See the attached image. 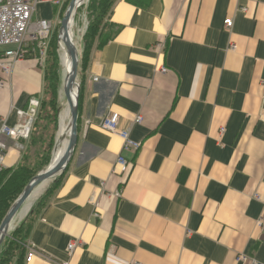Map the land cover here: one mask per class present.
Masks as SVG:
<instances>
[{
  "label": "crops",
  "instance_id": "0c3cea01",
  "mask_svg": "<svg viewBox=\"0 0 264 264\" xmlns=\"http://www.w3.org/2000/svg\"><path fill=\"white\" fill-rule=\"evenodd\" d=\"M63 3L32 19L53 23ZM108 22L80 74L77 144L20 264H264V0H115ZM45 58L0 69V126L42 99ZM110 111L140 143L123 174L121 137L98 126ZM1 140L12 168L20 148Z\"/></svg>",
  "mask_w": 264,
  "mask_h": 264
},
{
  "label": "built area",
  "instance_id": "2783aa9c",
  "mask_svg": "<svg viewBox=\"0 0 264 264\" xmlns=\"http://www.w3.org/2000/svg\"><path fill=\"white\" fill-rule=\"evenodd\" d=\"M44 1L46 0H0V46H15L0 53V69L3 76H7L10 73L16 61L26 56L38 52L41 61L46 57L48 40L52 33V23L49 19H32L36 6ZM224 24L228 29L232 26L233 21L231 18H226ZM159 46L163 47L162 44H159ZM165 71L166 68L161 69V72ZM4 84L5 78L2 77L0 78V87ZM38 104L39 102L36 98H31L27 109L17 110L19 122L16 126L10 127L5 121L2 122L0 126V172L6 168L4 162L5 145L1 137L7 136L13 139L16 147L20 148L18 141L28 137L31 119ZM119 118V113L110 111L100 119L98 126L104 131L116 132L121 137L123 143L121 152L116 158L115 171L123 174L128 170L130 164L129 159L123 153H134L139 149L140 143L130 138L129 131L118 128ZM141 119V115L138 114L135 116L134 122L138 123ZM114 194L119 195V192L117 191ZM259 225L264 227V216L260 219ZM75 244V242L68 244L69 253ZM239 260L245 261L247 257L239 255Z\"/></svg>",
  "mask_w": 264,
  "mask_h": 264
},
{
  "label": "trees",
  "instance_id": "16d2710c",
  "mask_svg": "<svg viewBox=\"0 0 264 264\" xmlns=\"http://www.w3.org/2000/svg\"><path fill=\"white\" fill-rule=\"evenodd\" d=\"M134 2L144 3L147 0H131ZM115 0H89L87 5V20L88 26L85 32V45L82 53L79 56L78 63V77L85 66L86 52L91 47L93 40L97 37L98 41H106L105 36H109L108 17ZM67 1L63 3L61 14L67 7ZM60 14V15H61ZM105 26V27H104ZM107 32V33H106ZM104 38V39H103ZM60 55L59 45L56 41L54 30L48 40V46L45 58V87L44 92L47 90L49 94V104L53 105V102L57 98V92L60 89L61 78H60ZM80 89V83H79ZM80 92L78 94V108H79ZM55 106L56 103H55ZM52 110L57 111V107H52ZM55 116V115H54ZM46 117L50 119L53 117V113H46ZM56 119V117H55ZM78 123V119H77ZM31 144L34 143L35 137L31 138ZM30 144V143H29ZM27 145V149L30 145ZM49 146H53V139L50 141ZM49 148V147H48ZM47 148V149H48ZM46 149V150H47ZM49 154L46 152V159L44 162L39 159L35 163H29V155L26 153L20 154V159L17 164L12 168H6L0 172V223L7 213L8 209L14 203V201L22 193L28 182L45 166L49 165ZM62 173L54 177L53 181L49 185L48 189L41 195V197L34 203L25 218L15 226V228L4 237L0 244V264H11L15 258L16 264H20L21 259L24 255V245L26 244L28 232L31 227L33 220V213L46 205L49 196L55 189L57 183L60 180Z\"/></svg>",
  "mask_w": 264,
  "mask_h": 264
},
{
  "label": "rangeland",
  "instance_id": "374dc122",
  "mask_svg": "<svg viewBox=\"0 0 264 264\" xmlns=\"http://www.w3.org/2000/svg\"><path fill=\"white\" fill-rule=\"evenodd\" d=\"M66 1L69 2V0H64V2H66ZM88 2H89V0H87L83 4L81 3L77 7L75 17H74V27H73V30L75 32L74 41H75V45H76V48L78 50L79 56L82 53L83 47L86 43L84 35H85V32L87 30V26H88V20H87ZM67 5H68V3H67ZM64 11L62 12V14L60 13L61 15L59 14L58 18L56 15L53 16L52 25H53L54 34L56 36L57 44H58L60 20L64 14ZM60 70H61V67H60ZM60 70H59V72H60V78H61V71ZM76 81L79 83L78 73H77ZM48 101H49V94H48V91L46 90L43 94L42 99L39 101V104L36 108L34 115L32 116L28 137L18 141V143L21 146L20 149H18V151H20V153H24L26 151V153L29 155L28 161L30 164L35 163L37 159H39L38 162L40 160H42L44 162V160L46 159L45 158L46 152H48V154L50 156L49 157V162H50L51 158H52L53 150L56 146L58 123H59V113H60V109H61V105H62V101L60 100L59 91L57 92V98L53 102V105L49 104ZM55 103L57 106H55ZM52 107H53V109H54V107H57V111L55 112L54 110H52ZM46 113H49V114L53 113V117L48 119V117H46ZM55 117H56V119H55ZM33 137H35V140H34V143L31 144V141L33 142V140L31 138H33ZM52 139H53V146H49V143H50V141H52ZM28 144L30 145V147L27 149ZM46 168H47V166L43 167L39 172L45 170ZM53 179H54V177L52 179H49L45 184H43L40 192L32 199L31 207L41 197V195L46 191V189H48V187L51 184V182L53 181ZM27 214H28V212H27ZM25 216L21 219V221L25 218ZM19 223L20 222L17 221L15 223V226H17Z\"/></svg>",
  "mask_w": 264,
  "mask_h": 264
},
{
  "label": "water",
  "instance_id": "95a60500",
  "mask_svg": "<svg viewBox=\"0 0 264 264\" xmlns=\"http://www.w3.org/2000/svg\"><path fill=\"white\" fill-rule=\"evenodd\" d=\"M76 0H69L68 5L64 11V14L60 20V28H59V35L58 40L60 38V34L65 30L67 26V21L69 17L72 15L74 10ZM67 51L68 55L71 59V70L70 75L65 81L63 85V96L68 102L70 108V123H71V134L69 137L68 146L65 152L64 157L56 164V165H49L45 170L36 174L25 186L22 193L19 197L14 201L11 207L8 209L7 213L5 214L4 218L0 223V244L3 241L4 237L8 235L7 230L12 218L16 215V213L23 207V205L28 201V199L33 194L34 190L44 182H47L49 179H52L56 175L60 174L63 169L65 168L67 162L70 159V156L77 144V119H78V92L79 87L77 86V95L75 102L73 103L70 99V90L73 84H76V78L78 73V62H79V53L77 48L73 45L70 41L67 43ZM31 208V205H30ZM28 209V211L30 210ZM27 211V212H28ZM27 214V213H26Z\"/></svg>",
  "mask_w": 264,
  "mask_h": 264
},
{
  "label": "bare ground",
  "instance_id": "6f19581e",
  "mask_svg": "<svg viewBox=\"0 0 264 264\" xmlns=\"http://www.w3.org/2000/svg\"><path fill=\"white\" fill-rule=\"evenodd\" d=\"M87 0H76L74 10L72 15L69 17L67 21V26L65 30L60 34V38L58 40L59 44V55H60V67H61V84H60V100L62 101L60 113H59V123H58V131H57V139L56 146L53 150L52 158L49 165H56L65 155L69 137L71 134V123H70V108L68 102L63 96V85L65 81H67L70 70H71V59L68 55L67 51V43L72 42L75 45L74 36L75 32L73 30L74 27V17L77 10V7L82 3H85ZM76 20V19H75ZM78 46V45H77ZM77 86L79 87V83L76 81V84H73L70 90V99L74 103L77 95ZM79 94V92H78ZM48 165V166H49ZM47 166V167H48ZM44 182L43 184H45ZM43 184L39 185L28 199V201L23 205V207L16 213V215L12 218L7 233L9 234L15 227V223L20 222L21 219L26 215L28 209L30 208L32 199L40 192Z\"/></svg>",
  "mask_w": 264,
  "mask_h": 264
}]
</instances>
